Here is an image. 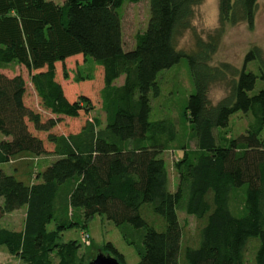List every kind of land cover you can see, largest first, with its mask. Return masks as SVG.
I'll return each mask as SVG.
<instances>
[{
    "label": "trees",
    "instance_id": "obj_1",
    "mask_svg": "<svg viewBox=\"0 0 264 264\" xmlns=\"http://www.w3.org/2000/svg\"><path fill=\"white\" fill-rule=\"evenodd\" d=\"M128 1L150 8L131 50L119 13L126 0H0V134L7 138L0 165H13L10 174L0 169V220L26 208L22 230L0 228V248L27 264H89L99 253L125 264L110 242L89 253L78 241L60 242L63 232L98 215L136 250L137 264H264V88L252 95L258 76L246 71L258 61L264 80L262 49L252 48L242 69L212 66L218 41L198 39L192 54L176 43L204 0ZM257 7L258 0H219L217 35L241 23L253 29ZM88 58L93 75L83 76ZM184 58L194 91L183 118L196 148L182 149L170 190L163 153L177 128L170 119L151 121L152 99L161 95L159 74ZM11 63L25 68L29 83L2 71ZM29 84L38 109L27 104ZM217 84L228 93L213 104ZM98 109L105 122L90 118ZM238 112L251 121L233 139L227 129ZM47 155L56 160L37 172L35 159ZM179 213L196 219L194 230ZM251 239L259 245L249 260Z\"/></svg>",
    "mask_w": 264,
    "mask_h": 264
},
{
    "label": "rangeland",
    "instance_id": "obj_2",
    "mask_svg": "<svg viewBox=\"0 0 264 264\" xmlns=\"http://www.w3.org/2000/svg\"><path fill=\"white\" fill-rule=\"evenodd\" d=\"M58 5H62L65 0H49ZM122 17L123 26V41L126 50H131L135 46V36L139 32L145 31L150 18V8L148 1L133 3L126 0L124 6L119 11ZM219 27V0H204L203 3L196 7L194 17L191 22V28L182 35L177 36V49L187 54H192L196 51V42L201 39L204 42L210 40L218 41V51L214 55L211 62L212 66H217L221 63H229L242 69L244 66V58L246 54L254 47H259L263 51L264 58V0H258V7L255 17V25L253 29H249L246 23H241L237 26H227L222 36L217 35ZM70 68H74L71 64ZM94 61L88 58L85 65L79 67V72L83 75H93ZM9 76L22 75L27 83H29V76L24 67L17 64H7L2 70ZM247 72H252L258 76L255 89L251 93L257 94L264 88V80L261 78L260 65L258 61L250 62L246 67ZM76 69L72 70V75H75ZM99 82V79L97 78ZM124 76L115 81V85L123 84ZM158 82L161 88V95L152 99V113L151 121H160L164 119L172 120L177 128V135L172 142V149L163 153V158L166 160L170 176V190L174 189L177 184V174L175 171V162L182 157L183 148L188 150H195L196 142L191 137L189 125L184 121L183 112L188 102L189 96L193 93L194 87L191 80V73L187 64V59L182 61L171 69L162 71L159 74ZM73 84V83H70ZM69 97L72 96L71 91L67 88ZM85 88H82L80 94H85ZM228 93L226 87L222 84L214 85L210 91V99L213 104L218 103ZM31 86L26 96L27 104L33 108L38 109V101L33 97ZM98 101V95H96ZM40 107V106H39ZM94 112V111H92ZM92 114V113H91ZM98 114L95 115L97 117ZM90 118L91 115H90ZM98 118V117H97ZM93 119H95L93 117ZM251 121V115L238 112L231 116L229 123V137L237 138L246 132ZM65 123L60 125L64 129ZM223 132L222 129H216L215 134ZM264 139V131H263ZM0 137L3 135L0 134ZM45 164L40 161L35 165L37 172H42ZM6 173H12L8 167L0 166ZM232 208L238 213L241 209V193H235L232 202ZM181 223L188 221L190 229L194 230L196 226V219L188 217L183 213H179ZM17 218V219H16ZM12 220V222L3 218L0 220V228L14 229L13 227L20 226V216ZM9 220V221H8ZM81 226L66 230L60 237V242L66 243L69 241H78L82 244L83 253H89L93 247L101 248L107 243H112L115 248L124 256L125 264H137L139 256L136 250L128 245L119 229L104 217L96 215L92 218L86 226L81 222ZM14 225V226H13ZM55 229V224L48 225V230ZM84 236H89L87 241ZM259 241L251 239L249 244L248 257L249 260L253 257L254 250L258 247ZM0 264H27L16 256L11 255L6 247L0 248Z\"/></svg>",
    "mask_w": 264,
    "mask_h": 264
},
{
    "label": "crops",
    "instance_id": "obj_3",
    "mask_svg": "<svg viewBox=\"0 0 264 264\" xmlns=\"http://www.w3.org/2000/svg\"><path fill=\"white\" fill-rule=\"evenodd\" d=\"M121 85H123V84H121ZM121 85H119V86H121ZM35 99H36V98H35ZM96 114H98V115H97L98 118L95 117ZM91 117H92V119H93V117H94V118H97V119H99V120H101V121H103V122H105V120H106L105 113H104L101 109H98V110H95L94 112H92ZM2 140H7V138L0 137V141H2ZM55 160H56V157H55V156L47 155V156H42V157H39V158L35 159V163L37 164V163H40V161H42V162L45 164V167H44V169H43V170H45V169H46L48 166H50ZM0 166L8 167V168H10V169L13 167L12 163H9V164H3V165H0ZM17 215L20 216V226H19L18 228H17V227H13L14 229H12V230L20 231V230H22L23 227H24V221H25V217H26V208H22V209H20V210H18V211H15V212L11 213V214H8V215H6L4 218H7V219H9V220L12 222V220H13L14 218H16ZM16 219H17V218H16ZM9 220H8V221H9ZM13 221H14V220H13ZM13 226H14V225H13Z\"/></svg>",
    "mask_w": 264,
    "mask_h": 264
},
{
    "label": "water",
    "instance_id": "obj_4",
    "mask_svg": "<svg viewBox=\"0 0 264 264\" xmlns=\"http://www.w3.org/2000/svg\"><path fill=\"white\" fill-rule=\"evenodd\" d=\"M89 264H121L116 258L106 255L104 253H99L93 261Z\"/></svg>",
    "mask_w": 264,
    "mask_h": 264
},
{
    "label": "built area",
    "instance_id": "obj_5",
    "mask_svg": "<svg viewBox=\"0 0 264 264\" xmlns=\"http://www.w3.org/2000/svg\"><path fill=\"white\" fill-rule=\"evenodd\" d=\"M88 238H89V236H84V240L83 241H87Z\"/></svg>",
    "mask_w": 264,
    "mask_h": 264
}]
</instances>
